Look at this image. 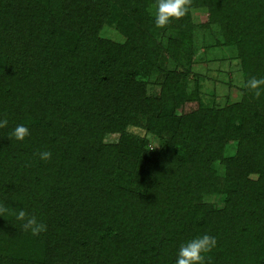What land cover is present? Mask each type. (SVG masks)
I'll use <instances>...</instances> for the list:
<instances>
[{"label": "trees", "instance_id": "obj_1", "mask_svg": "<svg viewBox=\"0 0 264 264\" xmlns=\"http://www.w3.org/2000/svg\"><path fill=\"white\" fill-rule=\"evenodd\" d=\"M156 3L0 0V201L47 224L33 236L11 208L0 216V264H175L198 234L217 239L208 264H264V91L244 86L264 77V0H188L164 28ZM192 9L215 32L205 47L236 49L238 102L207 104L199 77L187 85ZM104 24L124 40L99 36ZM17 124L23 141L7 138Z\"/></svg>", "mask_w": 264, "mask_h": 264}, {"label": "rangeland", "instance_id": "obj_2", "mask_svg": "<svg viewBox=\"0 0 264 264\" xmlns=\"http://www.w3.org/2000/svg\"><path fill=\"white\" fill-rule=\"evenodd\" d=\"M192 16L196 27V46L193 49L195 62L191 65L193 73H190L187 78L188 87L192 86L193 80L197 76L201 83L202 97L205 103L220 107L228 103L238 102L242 97L243 74L236 49L232 46L221 47L214 44L205 47L206 38L215 35V32L211 29L198 26L206 18L204 11L192 9ZM159 30L161 32V29ZM98 35L116 41L124 40V37L113 26L107 24H104L100 28ZM165 35H167V32H165ZM173 65L171 62L167 63V67L169 68L173 67ZM162 76L161 72H154L152 75L144 78L147 80L148 94L155 95L158 93L159 82ZM128 131L136 137H138L137 134L143 135L142 129L129 127ZM118 136V133L106 134L104 141L115 142ZM152 141V145H154L156 140L152 139ZM233 150L234 145H229L225 153L230 154ZM213 167L218 175L223 174V166L221 164L215 162ZM203 199L213 207L221 208L223 206V195L221 194H210L203 197Z\"/></svg>", "mask_w": 264, "mask_h": 264}, {"label": "clouds", "instance_id": "obj_3", "mask_svg": "<svg viewBox=\"0 0 264 264\" xmlns=\"http://www.w3.org/2000/svg\"><path fill=\"white\" fill-rule=\"evenodd\" d=\"M188 0H157L155 5L154 23L157 28H164L172 19L179 20L188 13ZM243 83V82H242ZM246 88L254 90L259 97L264 91V77L251 78L244 85ZM9 124L5 116L0 118V129L6 128ZM29 128L24 124H17L8 134L7 138L15 141H23L30 136ZM39 159L48 161L52 157L50 151H42ZM11 208L12 215L20 223L24 231L30 232L33 236L47 231V224L38 219L34 214H30L24 207H11L6 202L0 201V216L8 212ZM217 246L215 236L209 234H198L182 243L176 253L175 264H208L210 257L208 254Z\"/></svg>", "mask_w": 264, "mask_h": 264}]
</instances>
